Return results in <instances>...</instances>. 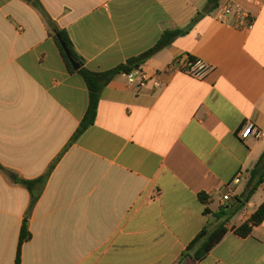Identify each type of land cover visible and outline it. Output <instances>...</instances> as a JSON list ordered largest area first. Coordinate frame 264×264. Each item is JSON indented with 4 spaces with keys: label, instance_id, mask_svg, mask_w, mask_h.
<instances>
[{
    "label": "crops",
    "instance_id": "1",
    "mask_svg": "<svg viewBox=\"0 0 264 264\" xmlns=\"http://www.w3.org/2000/svg\"><path fill=\"white\" fill-rule=\"evenodd\" d=\"M39 1L95 72L198 20L145 63L143 89L124 74L113 79L94 125L64 152L88 109L87 86L67 69L39 8L0 0V264H15L31 203L18 180L42 176L61 155L29 219L21 264H177L219 225L214 213L235 202L224 204V194L240 196L264 154V0H221L249 15L226 22L218 9L206 12L208 0ZM183 55L211 71L202 80L166 73ZM249 122L261 138H239ZM263 202L264 182L199 264H264V222L247 238L233 230Z\"/></svg>",
    "mask_w": 264,
    "mask_h": 264
},
{
    "label": "trees",
    "instance_id": "2",
    "mask_svg": "<svg viewBox=\"0 0 264 264\" xmlns=\"http://www.w3.org/2000/svg\"><path fill=\"white\" fill-rule=\"evenodd\" d=\"M26 1L31 2L35 7L39 8L44 13L45 18L47 19L52 29L51 36L54 38L55 42L59 47L63 60L67 66V69L69 70L70 73L78 74L82 77L89 92V104L86 114L79 128L77 129L71 140L69 141V144L65 148L64 152L74 142H76L89 127L94 125L97 118L98 106L101 100L102 93L104 89L107 87V85L113 79H115L119 75L129 74L134 72L135 70L141 69L149 59H151L160 51L171 45L176 39L188 35L190 30L198 20V18H196L191 22V24L188 27L184 29L164 31L158 42L152 48L142 53L141 55L128 60L126 63L121 64L116 68L108 71L95 72L89 70L85 66V60L76 51L75 46L68 32L65 29H61L60 27L56 26L53 23L51 18L44 11L40 1L39 0H26ZM220 1L221 0H208L206 12L212 13L216 11L219 8ZM63 45L67 48L73 60L80 65V69L76 70L73 68L71 62L69 61L65 53ZM61 156L57 158L50 165L46 173L43 174L42 176L33 180H25V179L18 180V183H20L23 187H25L28 190L31 196V203L21 227L18 254L15 264H21V253H22L23 245L32 239L29 219L48 183L51 173L53 172L54 168L61 159ZM0 171L4 173L7 172V170L1 164H0ZM263 182H264V154L260 158L256 166L253 168V170H251L246 189L240 196H236L234 198L235 202L233 203V205L232 206L227 205L225 207H221L218 210V212L214 213V217L219 222V225H217V227L214 229L206 228L201 233H199L197 237L182 252L177 264H199L200 262H202L210 253V251L223 239L224 235L227 232L226 225L232 220V218L235 215H237L245 207V205L256 194V192L258 191L259 187L263 184ZM199 200L205 206H208L211 203L210 196H208L205 193H201L199 195ZM205 212L207 214L208 209H206ZM263 222H264V202L248 218L247 221H245L243 224L233 229L234 234L240 238H247L252 235L254 228L260 226Z\"/></svg>",
    "mask_w": 264,
    "mask_h": 264
},
{
    "label": "built area",
    "instance_id": "3",
    "mask_svg": "<svg viewBox=\"0 0 264 264\" xmlns=\"http://www.w3.org/2000/svg\"><path fill=\"white\" fill-rule=\"evenodd\" d=\"M237 16L238 18H249L247 12H245L241 6L234 1H229L223 3L221 7L218 8L217 19L222 22H226L227 18L230 16ZM252 22L247 25L248 29L252 28ZM211 71V66L207 64L204 60L195 59L187 55L179 56L175 58L166 68L165 72L172 73H182L192 78L202 80L204 79L209 72ZM129 83L133 84L137 91L143 89L147 83L150 81V77L141 69L135 70L132 73L124 74ZM156 87H161L160 82H156ZM239 138L245 140L250 136L254 138H261L262 131L259 130L253 123L249 122L246 126L239 132ZM243 174H240L234 181V185L241 183ZM235 190L230 187L227 192L224 194L222 201L224 204L232 202L236 197Z\"/></svg>",
    "mask_w": 264,
    "mask_h": 264
},
{
    "label": "water",
    "instance_id": "4",
    "mask_svg": "<svg viewBox=\"0 0 264 264\" xmlns=\"http://www.w3.org/2000/svg\"><path fill=\"white\" fill-rule=\"evenodd\" d=\"M63 47H64L65 53H66L69 61L71 62L73 68L76 69V70L80 69V65L76 61L73 60V58L71 57V55H70L69 51L67 50V48L64 45H63Z\"/></svg>",
    "mask_w": 264,
    "mask_h": 264
},
{
    "label": "rangeland",
    "instance_id": "5",
    "mask_svg": "<svg viewBox=\"0 0 264 264\" xmlns=\"http://www.w3.org/2000/svg\"><path fill=\"white\" fill-rule=\"evenodd\" d=\"M248 178H249V177H247V180L245 181V184H244L245 186H244V187H246V184H247V182H248ZM244 190H245V189H244ZM242 192H243V191H242ZM258 200H259V198H258ZM233 201H234V199H233ZM249 209H250V212L254 211V206H251ZM243 217H244V218H245V217H248V214H247V213L244 214Z\"/></svg>",
    "mask_w": 264,
    "mask_h": 264
}]
</instances>
